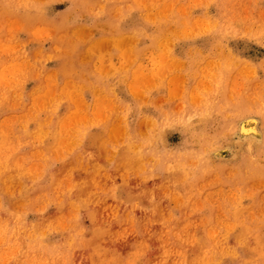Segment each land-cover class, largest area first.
<instances>
[{"label":"rangeland","instance_id":"rangeland-1","mask_svg":"<svg viewBox=\"0 0 264 264\" xmlns=\"http://www.w3.org/2000/svg\"><path fill=\"white\" fill-rule=\"evenodd\" d=\"M0 264H264V0H0Z\"/></svg>","mask_w":264,"mask_h":264},{"label":"bare ground","instance_id":"bare-ground-1","mask_svg":"<svg viewBox=\"0 0 264 264\" xmlns=\"http://www.w3.org/2000/svg\"><path fill=\"white\" fill-rule=\"evenodd\" d=\"M112 42L113 41H111V43ZM105 43H106V41H105ZM118 43H120V42H118ZM91 46L93 47V45H91ZM234 138L236 139V143H240V142H244V141H252V142H255V144H258L261 140V133L259 132V130L257 128V120L253 117H247V118L239 120V122L237 123L236 132L234 133ZM221 149L220 148L214 149L210 153V155H212L213 157H215L217 159H223V158H221L223 156L221 154V153H223ZM226 150H228V147ZM231 155H232V153H231ZM232 156H235V154H233Z\"/></svg>","mask_w":264,"mask_h":264}]
</instances>
